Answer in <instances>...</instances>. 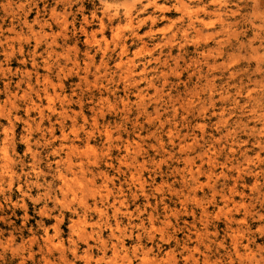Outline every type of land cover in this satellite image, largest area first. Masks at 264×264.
Here are the masks:
<instances>
[{"label": "rangeland", "instance_id": "1", "mask_svg": "<svg viewBox=\"0 0 264 264\" xmlns=\"http://www.w3.org/2000/svg\"><path fill=\"white\" fill-rule=\"evenodd\" d=\"M33 3L14 21L0 0V241L9 264H257L259 13L237 0Z\"/></svg>", "mask_w": 264, "mask_h": 264}, {"label": "bare ground", "instance_id": "2", "mask_svg": "<svg viewBox=\"0 0 264 264\" xmlns=\"http://www.w3.org/2000/svg\"><path fill=\"white\" fill-rule=\"evenodd\" d=\"M60 1H61V0H60ZM62 1H63V0H62ZM146 1H147V2H150L151 0H146ZM177 1H181V0H177ZM175 2H176V1H175ZM178 3H179V2H178ZM7 4H8V3H7ZM183 4H184V3H182V5H183ZM206 4H207V3H206ZM212 4H214V3H212ZM218 5H219V4H218ZM223 5H224V3H223ZM153 6H155L156 8L158 7L156 3H153ZM185 6H186V5H185ZM160 8H161V6H160ZM183 8H185V7H183ZM183 8H181V10H182ZM158 9H159V8H158ZM162 10H163V9H162ZM165 10H166V9H165ZM181 10H180V11H181ZM178 11H179V9H178ZM196 11H197V10H196ZM191 12H192V11H191ZM113 14H114V13H113ZM191 14H192V13H191ZM205 14H206V13H205ZM115 15H116V14H115ZM188 17H189V16H188ZM142 18H144V17H142ZM107 19H108V18H107ZM150 19H151L152 22L154 21L153 18H150ZM52 20H53V19H52ZM151 21H150V23H151ZM23 22H24V21H23ZM192 22H193V21H192ZM53 23H55V20H54ZM62 23H63V22H62ZM188 23H189V21H188ZM190 23H191V22H190ZM42 24H43V23H42ZM100 25H101V24H100ZM204 25H205V24H204ZM210 25H211V24H210ZM210 25H206V27H207V26H210ZM9 26H10V25H9ZM41 26H42V25H41ZM43 26H44V24H43ZM110 26H111V25H110ZM139 26H140V25H139ZM191 26H192V25H191ZM101 28H102V27H101ZM81 29H82V28H81ZM109 29H110V28H109ZM116 29H118V28H116ZM176 29H177V28H176ZM11 30H12V29H11ZM196 30H197V29H196ZM29 31H30V30H29ZM117 31H118V30H117ZM175 31H176V30H175ZM30 32H31V31H30ZM95 32H96V31H94V33H95ZM100 32H101V30H100ZM184 32H185V31H184ZM195 32H196V31H195ZM198 32H199V30H198ZM150 33H151V31H150ZM185 33H186V32H185ZM58 34H60V33H58ZM89 34H91V33H89ZM89 34H88V35H89ZM115 34H116V37H119V33L115 32ZM179 34H180V33H179ZM181 34H182V32H181ZM195 34H196V33H195ZM199 34H200V36H201L202 32L199 33ZM42 35H43V34H42ZM117 35H118V36H117ZM134 35H135V34H134ZM183 35H184V36H183ZM183 35H182V36L185 37L186 34L183 33ZM49 36H50V35H49ZM91 36L93 37L92 34H91ZM110 36H111V35H110ZM131 36H132V35H131ZM202 36H203V34H202ZM202 36H201V37H202ZM42 37H43V36H42ZM46 37H47V35H46ZM53 37H55V36H53ZM61 37H62V36H61ZM92 37H91V38H92ZM101 37H103V36H101ZM170 37L172 38L173 36H170ZM201 37H199V38H201ZM113 38H115V37L113 36ZM52 39H53V38H51L50 40H52ZM84 39H85V38H84ZM87 39H88V38H87ZM100 39H101V38H100ZM100 39H99V41H100ZM111 39H112V37H111ZM118 39H119V38H118ZM185 39H186V38H185ZM185 39H184V42H185ZM102 40H103V39H102ZM116 40H117V39H116ZM191 40H192V39H191ZM197 40H198V39H197ZM199 40H200V39H199ZM86 41H87V40H86ZM86 41H85V42H86ZM112 41H113V39H112ZM62 42H63V41H62ZM87 42H88V41H87ZM93 42H94V41H93ZM97 42H98V41H97ZM193 42H194V41H193ZM46 43H47V42H46ZM50 43H51V41H48V45H49ZM88 43H89V42H88ZM91 43H92V41H91ZM94 43H95V42H94ZM105 43H106V42H105ZM190 43H191V42H190ZM51 44H54V45H55V43H51ZM84 44H85V43H84ZM96 45H97V43H96ZM114 45H115V43H114ZM120 45H121V44H120ZM122 45H124V44H122ZM122 45H121V46H122ZM49 46H50V45H49ZM56 46H57V45H56ZM177 46H178V45H177ZM49 48H50V47H49ZM178 48H179V47H178ZM50 49H51V48H50ZM11 50H12V49H11ZM14 51H15V50H14ZM16 51H17V50H16ZM9 52H10V51H9ZM9 52H8V53H9ZM12 52H13V51H12ZM119 52H120V51H119ZM121 52H122V51H121ZM121 52H120V53H121ZM19 53H20V52H19ZM47 54H48V53H47ZM54 54H55V53H54ZM65 54H67V53H65V51H64V57H66ZM102 54H103V53H102ZM7 55H8V54H7ZM10 55H11V54H10ZM33 56H34V55H33ZM101 57H102V56H101ZM61 58H62V57H61ZM66 58H68V57H66ZM87 58H88V57H87ZM54 59H55V57H54ZM68 59H69V58H68ZM89 59H90V58H89ZM100 59H101V58H100ZM31 60H32V59H31ZM91 60H92V59H91ZM123 60H124V59H123ZM68 61H69V60H68ZM130 61H131V60H130ZM130 61H129V62H130ZM65 62H66V61H65ZM72 62H74V61L72 60ZM122 62H124V61H122ZM129 62H128V63H129ZM91 63H92V62H91ZM103 63H104V62H103ZM72 64H73V63H72ZM88 64H89V63H88ZM117 64H118V62L116 63V65H117ZM123 64H124V63H123ZM129 64H130V63H129ZM129 64H128L127 66H129ZM131 64H132V63H131ZM45 65H46V64H45ZM50 65H51V64H50ZM85 65H86V64H85ZM85 65L83 64V66H85ZM98 65H99V64H98ZM116 65H115V66H116ZM125 65H126V64H125ZM132 65H133V64H132ZM47 66H48V65H47ZM72 66H73V65H72ZM86 66H87V65H86ZM113 66H114V65H113ZM120 66H124V65H120ZM133 66H134V65H133ZM23 67H24V66H23ZM99 67H100V66H99ZM118 67H119V66H118ZM118 67H117V68H118ZM46 68H47V67H46ZM60 68H61V67H60ZM65 68H66V67H65ZM67 68H68V67H67ZM69 68H70V67H69ZM69 68H68V70H70ZM78 68H79V67H77V69H78ZM97 68H98V67L96 66V69H97ZM100 68H102V66H101ZM124 68H125V69H124ZM124 68H123L124 71H125V70H126V71H129V70H130L129 68H132V67H131V65H130V67L128 68L129 70L126 69L127 67H125V66H124ZM42 69H43V67H42ZM142 69H143V68H142ZM0 70H2V69H0ZM58 70H59V69H58ZM88 70H89V69H88ZM103 71H104V70H103ZM130 71H131V70H130ZM142 71H143V70H142ZM26 72H27V71H26ZM26 72H25V74H26ZM75 72H76V71H75ZM75 72H74V73H75ZM87 72H88V71H87ZM27 73H28V72H27ZM67 73H69V71H67ZM100 73H101V72H100ZM103 73H104V72H103ZM126 73H131V72H126ZM140 73H141V72H140ZM140 73H139V74H140ZM25 74H24V76H25ZM54 74H55V73H54ZM65 74H66V73H65ZM132 74H133V73H132ZM132 74H131L130 76H132ZM20 75H21V74H20ZM117 75H118V74H117ZM27 76H28V75H27ZM37 76H38V75H37ZM101 76H102V75H101ZM125 76H128V75H125ZM125 76L122 77V80H123V78H125ZM94 77H95V76H94ZM118 77H119V75H118ZM118 77H117V81L119 80ZM120 77H121V76H120ZM46 78H47V77H46ZM99 78H100V77H99ZM102 78H103V77H102ZM132 78H133V77H132ZM84 79H85V78H84ZM85 80H86V79H85ZM93 80H94V82H95V81H96V78L93 79ZM106 80H107V79H106ZM110 80H111V79H110ZM20 81H21V80H20ZM36 81H37V80H36ZM48 81H49V80H48ZM133 81H134V80H133ZM110 82H111V81H110ZM127 82H128V81H127ZM17 83H18V81H17ZM59 83H60V82H59ZM87 83H88V82H87ZM45 84H48V83H45ZM45 84H44V86H45ZM94 84H95V83H94ZM126 84H127V83H126ZM52 85H54V84H52ZM52 85H51V86H52ZM89 85H90V84H89ZM5 86H6V85H5ZM46 86H47V85H46ZM48 86H50V85L48 84ZM56 86H57V85H56ZM58 86H59V85H58ZM99 86H100V85H99ZM132 86H134V85H132ZM132 86H131V87H132ZM59 87H60V89H61L62 85L59 86ZM93 87H94V89H95V86H93ZM97 87H98V86H97ZM3 89H4V88H3ZM5 89H6V88H5ZM52 90H53V89H52ZM43 91H44V93H45V89H43ZM113 91H114V90H113ZM27 92H28V91H27ZM14 93H15V92H14ZM31 93H32V92H31ZM33 93H34V92H33ZM115 93H116V92H115ZM138 93H139V92H138ZM35 94H36V93H35ZM10 95H11V94H10ZM13 95H14V94H13ZM27 95H28V94H27ZM52 95H53V93H52ZM54 95H55V94H54ZM11 96H12V95H11ZM68 96H69V95H68ZM14 97H15V96H14ZM14 97H13V98H14ZM63 97H64V96H63ZM37 98H39V97H37ZM99 99H100V98H99ZM99 99H98V100H99ZM49 100H50V98H49ZM49 100H48V101H49ZM62 100H63V99H62ZM100 100H101V99H100ZM46 101H47V100H46ZM60 101H61V100H60ZM65 101H66V99H65ZM105 101H106V100H105ZM12 102H13V101H12ZM50 102H51V101H50ZM68 102H69V101H68ZM106 102H107V101H106ZM63 104H64V103H63ZM66 104H67V102H66ZM9 105H10V104H9ZM78 105H80V104H78ZM10 106H11V105H10ZM47 106H48V105H47ZM11 107H13V105H12ZM27 108H28V107H27ZM27 108L25 107V111H26ZM13 109H14V108H13ZM23 109H24V108H23ZM18 110H19V109H18ZM28 110H30V109H28ZM48 110H49V109H48ZM67 110H68V109H67ZM78 110H79V109H78ZM98 110H99V109H98ZM38 111H39V110H37V112H38ZM52 111H53V110H52ZM61 111H64V109L61 110ZM90 111H91V108H90ZM6 112H8V111H6ZM26 112H27V111H26ZM39 112H40V111H39ZM39 112H38V113H39ZM41 112H42V111H41ZM98 112H99L98 115H100V111H98ZM51 113H52V112H51ZM53 113H54V112H53ZM73 113L75 114L76 112H73ZM60 114H61V113H60ZM1 115H2V114H1ZM64 115H66L65 112H64ZM56 116H57V115H56ZM66 116H67V115H66ZM36 117H37V116H36ZM51 117H52V116H51ZM67 117H68V116H67ZM13 118H14V117H13ZM40 118H41V117H40ZM93 118H95V117L93 116ZM46 119H48V118H46ZM67 119L69 120V117H68ZM82 119H83V118H82ZM38 120H40V119L38 118ZM70 120H71V119H70ZM72 120H74V119H72ZM72 120H71V121H72ZM31 121H32V120H31ZM59 122H60V121H59ZM93 122L95 123V119L93 120ZM33 123H34V122H33ZM47 123H48V121H47ZM57 123H58V122H57ZM94 126H96V124H94ZM49 127H50V126H49ZM52 127H53V126H52ZM9 128H10V127H9ZM9 128H8V129H9ZM35 128H36V127H35ZM4 130H5V129H4ZM45 130H46V129H45ZM52 130H53V129H52ZM29 131H30V130H29ZM47 131H48V129H47ZM105 131H106V130H105ZM105 131H104V132H105ZM50 132H51V129H50ZM106 133H107V132H106ZM40 134H41V133H40ZM73 134H74V133H73ZM90 134L92 135V133H90ZM11 135H12V134H10L9 139H11ZM40 136H41V135H40ZM92 136H93V135H92ZM105 136H106V134H105ZM27 137H30V136L27 135ZM60 137H61V135H60ZM63 137H64V135H63ZM87 137H88V136H87ZM87 137H86V138H87ZM2 138H3V137H2ZM9 139H8V140H9ZM41 139H42V137H41ZM50 139H51V138H50ZM60 139H61V138H60ZM6 140H7V139H6ZM72 140H73V139H72ZM1 141L4 142L3 139H2ZM9 141H10V140H9ZM9 141H8V142H9ZM25 141H26V140H25ZM85 141H87V140H85ZM57 143H58V142H57ZM3 144H4V143H3ZM26 144H27V143H26ZM30 144H31V143H30ZM38 144H39V142H38ZM42 144H43V143H42ZM86 144H87V143H86ZM73 145H74V144H73ZM4 146H5V144H4ZM63 146H64V145H63ZM75 146H76V145H75ZM58 147H59V146H58ZM61 147H62V146H61ZM65 147H66V146H65ZM73 147H74V146H73ZM86 147H88V145H86ZM1 148H3V147H1ZM70 148H72V147H70ZM70 148H69V149H70ZM77 148H78V147H77ZM64 149H65V148H64ZM66 149H67V148H66ZM3 150H4V149H2V151H3ZM27 150H28V149H27ZM75 150H76V149H75ZM78 150H79V149H78ZM80 150H81V149H80ZM11 151H12V150H11ZM63 151H64V150H63ZM70 151H71V150H70ZM70 151H69V153H70ZM125 151H126V150H125ZM2 153H3V156H2V158H3V157H4V154L6 153V151H5V153H4V151H3ZM29 153L31 154V152H29ZM81 153H82V152H81ZM6 155H7V154H6ZM70 155H71V154H70ZM78 155H80V154H78ZM29 156H32V155H29ZM56 156H57V155H56ZM65 156H67V155H65ZM67 157H68V156H67ZM6 158H7V157H6ZM6 158H4V159L7 160L8 158H7V159H6ZM32 158H33V156H32ZM36 159H37V158H36ZM65 159H66V158H65ZM31 160H32V159H31ZM34 160H35V159H34ZM55 160H56V159H55ZM66 160H67V159H66ZM69 160H70V158H69ZM3 161H4V160H3ZM7 161H9V159H8ZM36 161L38 162V159H37ZM60 162L63 163L62 161H60ZM60 162H59V163H60ZM6 163H7V162H6ZM9 163H12V162H9ZM30 163H31V162H30ZM69 163H70V162L68 161L67 164L69 165ZM76 163H77V162H76ZM4 164H5V163H4ZM4 164H3V165H4ZM19 164H20V163H19ZM37 164H38V163H37ZM50 164H51V163H50ZM70 164H71V163H70ZM77 164L80 165L79 162H78ZM0 165H1V164H0ZM5 165H6V164H5ZM28 165H29V164H28ZM31 165H33V164H31ZM54 165H55V164H54ZM7 166H8V165H7ZM19 166H20V165H19ZM71 166H72V164H71ZM5 167H6V166H5ZM68 167H69V166H68ZM0 168H1V167H0ZM34 168H35V167H34ZM79 168H81V167L79 166ZM64 170H65V168H64ZM79 170H80V169H79ZM58 171H59V170H58ZM76 171H77V170H76ZM81 171H82V170H81ZM64 172H65V171H64ZM68 172H69V171H68ZM71 172L73 173L74 171H71ZM83 172H84V171H82V173H83ZM74 173H75V172H74ZM79 173H80V172H79ZM82 173H81V175L83 176L84 173H83V174H82ZM63 174H64V173H63ZM61 175H62V174H60V172L57 173V175H56V176H57V180H58L59 182L62 181L60 184H64V181H63V177H64V175H62L63 177H62ZM0 176H1V174H0ZM8 176H9V178H10V175H8ZM56 176H55V178H56ZM79 176H80V174H79ZM82 176H81V177H82ZM11 177H12V176H11ZM73 177H74V179L77 178V177L75 178L74 174H73ZM104 179L106 180V177H105ZM67 180H68V177L66 178V181H67ZM77 180H78V178H77ZM106 181H107V180H106ZM67 183H68V181H67ZM48 186H49V185H48ZM59 186H60V185H59ZM59 186H58V188L60 189V187H62L63 185H61L60 187H59ZM0 187H1V186H0ZM1 188H2V187H1ZM64 188H65V191H63V192L66 193V186H65ZM3 189H4V188H3ZM18 189H19V187H18ZM47 189H48V188H47ZM59 189H58V190H59ZM67 189H68V188H67ZM1 190H2V189H1ZM8 190H9V187H8ZM69 191H70V190H69ZM63 192H62V193H63ZM58 193H60V195H61V190H60ZM67 193H69V192H67ZM63 195H64V193H63ZM44 196H45V193H44ZM46 196H47V195H46ZM65 196H66V194H65ZM39 198H40V197H39ZM52 198H54V197H52ZM60 198H62V199L64 200L65 197L63 198V196H61ZM44 199H45V198H44ZM63 200H62V202H63ZM54 201H55V200H54ZM55 202H56V201H55ZM22 203H23V201H22ZM57 204H58V202H57ZM57 204H56V205H57ZM59 204H60V202H59ZM94 207H95V206H94ZM112 207H113V206H112ZM113 208H115V207H113ZM94 210H95V209H94ZM113 211L115 212V209H113ZM99 212H101V210H99ZM114 212H113V213H114ZM41 213H42V212H41ZM39 214H40V213H39ZM113 215H114V214H113ZM129 215H130V214H129ZM46 217H47V214H46ZM229 219H230V218H229ZM56 220H57V219H56ZM56 222L58 223L59 221H56ZM229 222H230V221H229ZM53 226H54V225H53ZM56 226H57V225H56ZM116 226H117V225H116ZM55 228H56V227H55ZM116 229H117V228H116ZM52 230H54V232H55V229H54V228H53ZM83 231H84V230H83ZM83 231H81V232H82V233H81V236H82V234L84 235ZM44 239H46V238H44ZM44 239L42 238V240H44ZM50 239H51V237H50ZM47 240H48V239H47ZM47 240H46V241H47ZM232 241H233V240H232ZM234 242H235V240H234ZM234 242H233V243H234ZM235 244H236V243H235ZM46 245H47V244H46ZM232 245H233V244H232ZM114 249H115V248H114ZM134 251H135V250H134ZM112 252H113V251H112ZM233 252H234V249H233ZM74 253H75V252H74ZM74 253H73V254H74ZM114 253H115V254H114ZM114 253H113V254H114V256H115V255L117 254V253H116V249H115ZM144 255H145V254H144ZM124 257H125V256H124ZM115 258H116V257H115ZM115 258H113V259H115ZM122 259H123V258H122ZM129 264H130V263H129Z\"/></svg>", "mask_w": 264, "mask_h": 264}, {"label": "clouds", "instance_id": "3", "mask_svg": "<svg viewBox=\"0 0 264 264\" xmlns=\"http://www.w3.org/2000/svg\"><path fill=\"white\" fill-rule=\"evenodd\" d=\"M215 2H219V0H215ZM7 3L9 6H13L15 11L12 13V18L14 21H19L20 16L23 14L24 9L22 8L24 3H31L33 4V7L36 5L33 3V0H19V3L17 4L16 0H7ZM224 3H227V0H224ZM238 5L245 6L244 12L247 13L249 16H251L253 13H259V20L262 25H264V0H237ZM0 7H4L3 5H0ZM5 12H8V8L5 7ZM39 11V9H36ZM5 17L4 19H6ZM249 22H251L249 20ZM255 26V25H253ZM0 31H2V24H0ZM0 219H3L0 217ZM259 219L264 220V215H260ZM8 246L5 245L2 241H0V264H9V255H8ZM12 259H16V255H13L11 257ZM257 264H259V261L264 260V256H258L257 258Z\"/></svg>", "mask_w": 264, "mask_h": 264}]
</instances>
